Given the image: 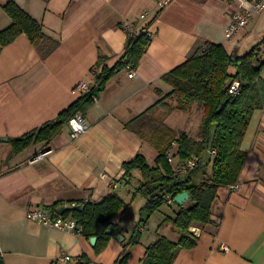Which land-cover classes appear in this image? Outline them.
<instances>
[{
	"label": "crops",
	"instance_id": "1",
	"mask_svg": "<svg viewBox=\"0 0 264 264\" xmlns=\"http://www.w3.org/2000/svg\"><path fill=\"white\" fill-rule=\"evenodd\" d=\"M7 1L0 0V30L11 24L3 10ZM12 1L42 25L47 39L34 46L21 34L0 46V138L8 139L0 142V254L5 264H113L145 203V199L130 203L140 173L135 171L126 184L122 164L138 152L151 164L158 155L154 146L125 124L170 92L163 75L205 45H222L228 53H238L246 39L256 45L263 41L264 11L249 18L238 31L241 38L236 33L227 39L231 13L225 0H173L160 13L158 0ZM148 10L152 14L140 20ZM125 24L135 32L148 28L151 36L135 68L137 76L129 78L125 68L108 81L85 112L88 128L79 137L73 139L67 125L48 144H33L13 153L10 139L54 120L85 92L77 88L80 83H95L100 56L110 67L119 59L127 41L122 29ZM253 35L257 38H244ZM234 38L239 41L236 47L230 45ZM54 41L56 47L42 57ZM261 77L264 79V67ZM165 103L150 114L161 115L172 127L167 118L171 112L164 114ZM200 112L197 104L186 111L190 117ZM241 149L247 157L237 188L219 191L212 221L196 226L200 229L196 246L180 250L173 264H264V108L254 111ZM40 152H45L43 158L30 163ZM111 182L119 184L116 192L124 194L122 198L130 205L114 218L123 241L116 235L99 254L81 234L26 218L27 210L48 208L56 202H60V210L87 200L100 201L110 193ZM166 216L159 215L158 223L147 222L138 229L140 242L131 248L128 264H145L147 247L160 237L177 241L179 234L173 225L162 224ZM64 256L69 260H62Z\"/></svg>",
	"mask_w": 264,
	"mask_h": 264
},
{
	"label": "trees",
	"instance_id": "2",
	"mask_svg": "<svg viewBox=\"0 0 264 264\" xmlns=\"http://www.w3.org/2000/svg\"><path fill=\"white\" fill-rule=\"evenodd\" d=\"M3 10L11 19V24L0 30L1 47L10 44L21 34H26L34 46L46 41L42 25L17 3L8 0ZM125 32L127 41L119 59L110 67L104 64V58L100 56L97 64L101 70L95 74V83L54 120L10 139L13 153H20L33 144L51 142L78 112L85 114L110 79L128 66H138L151 36L143 31ZM262 44L264 40L243 57H235L222 45H205L184 63L163 75L162 79L170 86V92L125 124L126 128L154 146L158 155L151 164L143 153L138 152L122 164L125 170L122 181L126 184L134 178L135 171L140 173L139 184L132 193L130 203L138 199H145V203L134 231L124 241L122 251L113 264H128L131 248L140 242L138 229L166 205L167 195L174 198L184 192L189 194L188 201L183 205L173 201L172 205L177 206L174 216L167 215L162 221V224L171 223L179 237L177 241L160 237L147 247L146 257L152 258L154 264H173L180 250L196 246L198 236L189 229L191 226L209 224L219 191L238 181L247 157V153L241 149L243 138L254 111L264 108V79L261 77L264 58L258 52ZM56 45L57 42H52L42 57H46ZM235 81L240 84L237 96L229 93ZM167 99L174 101L173 105L165 103ZM224 102L226 105L219 112ZM163 103L168 112H186L191 105L197 104L202 111L197 136H191L184 130L177 132L150 114L155 106ZM210 151H214V155ZM170 155L172 162L168 160ZM194 157L198 159L195 168L183 175L176 172L178 165ZM130 203H126L118 193L110 192L100 201L87 200L82 203L83 209L67 208L61 215L75 220L81 228L78 234L87 239L97 238L94 251L99 254L118 235L114 218L128 210ZM59 205L60 202H56L48 209L58 214ZM111 225H114L113 232L107 234ZM0 264H5L1 254Z\"/></svg>",
	"mask_w": 264,
	"mask_h": 264
},
{
	"label": "built area",
	"instance_id": "3",
	"mask_svg": "<svg viewBox=\"0 0 264 264\" xmlns=\"http://www.w3.org/2000/svg\"><path fill=\"white\" fill-rule=\"evenodd\" d=\"M173 0H158L157 1V13L162 12ZM226 4L230 8L231 13V21L225 31V38L230 39L232 38L236 32H238L242 27L246 26L248 23L249 18L256 13H260L264 11V0H225ZM152 14V11H145L140 15V20L147 19ZM124 30L132 31L131 27L128 24L123 26ZM143 31L150 36L148 32V28H144ZM128 77L135 78L137 76L136 69L134 67L128 66ZM78 89L83 91H87L89 86L87 83H80L77 86ZM240 92V84L238 81H235L231 84L229 93L233 96H237ZM68 126L71 130V137L73 139L79 137L83 134L87 128L88 124L85 120V117L82 113L78 112L74 117L69 120ZM211 155H214V151H210ZM45 152L37 153L33 156V158L29 161L33 163L43 158ZM169 162L173 161V157L170 155L168 158ZM198 159L194 157L176 167V172L180 175H183L193 168L196 167ZM119 188V184L115 182L110 183V192L117 193V189ZM231 190L237 188V184H231L229 186ZM174 198L171 195L166 196V205H172ZM26 218L29 221L50 226L57 230L69 231L79 233L81 228L77 225L75 220L70 217H64L61 214H55L48 208H36V209H29L26 212ZM190 232L194 235H200V229L196 228V226L190 227ZM224 249V246H221ZM62 260L66 261L69 260L68 256H64Z\"/></svg>",
	"mask_w": 264,
	"mask_h": 264
},
{
	"label": "rangeland",
	"instance_id": "4",
	"mask_svg": "<svg viewBox=\"0 0 264 264\" xmlns=\"http://www.w3.org/2000/svg\"><path fill=\"white\" fill-rule=\"evenodd\" d=\"M253 20H254V18L251 19V22L249 23L248 28H250V25H252ZM236 33H237V37H239L241 34V31L239 33L238 32H236ZM239 38H241V37H239ZM244 38H257V36L256 35H253L250 37L245 36ZM260 38H262V37H260ZM231 40L232 41H231L230 45L232 47L238 46V42H239L238 40H236L235 38L231 39ZM257 41H259V40L257 39ZM255 45L256 44H254V42L252 40L246 39L244 45H242V42H241L239 52L238 53L232 52V53L235 57H243L244 55L249 53L255 47ZM226 49L230 52V50L227 47H226ZM258 52L263 53L264 47H262V49L260 48ZM262 58H264V56H262ZM173 103H174V101L171 100L169 104L173 105ZM168 111L169 110L166 109V111H164V114H166ZM190 115H191V113H186V112L174 110V112L171 111V113L168 114L167 118H168V121L170 123V126L172 125L171 128L174 129L175 131L178 132L182 129V130H186L191 136H194L195 134L197 136L198 128H199V125H200L201 120H202V112L196 113V116H193V117H190ZM157 118L160 120H163L161 115ZM185 123H187V124H185ZM120 194H122V191L120 192ZM120 196L122 197V196H124V194H122ZM135 201H137V200H135ZM176 209H177V206L175 204L172 205L171 207L167 206V205L162 206L158 212L154 213L150 217V219L148 220L149 224L152 225V223H150L151 221L153 223L154 222L158 223V220H159L158 216L159 215H161V216L162 215L174 216ZM157 223H155V224H157Z\"/></svg>",
	"mask_w": 264,
	"mask_h": 264
},
{
	"label": "water",
	"instance_id": "5",
	"mask_svg": "<svg viewBox=\"0 0 264 264\" xmlns=\"http://www.w3.org/2000/svg\"><path fill=\"white\" fill-rule=\"evenodd\" d=\"M225 105H226V102H224V103L221 105V107H220V109H219V112H220L222 109H224ZM7 141H8L7 138H0V142H7ZM188 199H189V194H188L187 192H184V193H181V194L176 195V196L174 197V202H175L176 204H178V205H183V204H185V203L188 201ZM70 209H72V210H79V209H83V206L80 205V204H79V205H74V206L70 207ZM64 210H65L64 207H61L60 210L58 211V214H62V212H63ZM113 229H114V225H111V226L108 228V230L106 231V233H107V234H111V233L113 232ZM116 238H117V240H119V241H123V237L120 236V235H118ZM96 241H97V238H96V237H92V238L90 239V242H91L92 245H94ZM145 264H154V261H153L152 258H147V259L145 260Z\"/></svg>",
	"mask_w": 264,
	"mask_h": 264
}]
</instances>
